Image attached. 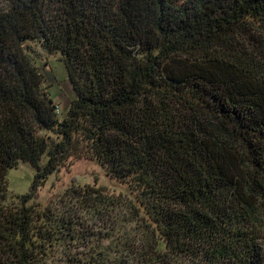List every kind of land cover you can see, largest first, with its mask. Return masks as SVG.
<instances>
[{
    "label": "trees",
    "instance_id": "obj_1",
    "mask_svg": "<svg viewBox=\"0 0 264 264\" xmlns=\"http://www.w3.org/2000/svg\"><path fill=\"white\" fill-rule=\"evenodd\" d=\"M28 42L67 68L63 119ZM83 159L129 184L141 241L36 201ZM21 160L37 173L11 202ZM0 264H264V0H0Z\"/></svg>",
    "mask_w": 264,
    "mask_h": 264
},
{
    "label": "rangeland",
    "instance_id": "obj_2",
    "mask_svg": "<svg viewBox=\"0 0 264 264\" xmlns=\"http://www.w3.org/2000/svg\"><path fill=\"white\" fill-rule=\"evenodd\" d=\"M28 44H30L29 53L45 77L43 86L53 98L59 118L63 119L76 97L67 68L59 55L47 53L36 42H28ZM43 134L53 137L46 132ZM46 160L47 157H44V162ZM36 173V167L23 160L19 162L18 167L8 171L9 201H15V196L30 193ZM87 188L98 189L107 200L113 203V206L105 210L102 215L80 209L81 205L77 202V198H81L79 195L84 194ZM78 190L77 195L70 196V193ZM36 201L42 208L52 207L57 212L65 210L68 206L75 211L78 209L77 214L82 229L99 232L104 236L103 242L106 245H114L117 240H121L128 234L138 236L135 237L137 241H141L143 237L141 225H144V221L140 220L143 212L139 207L136 194L129 184L108 175L97 160L83 159L66 164L38 189ZM137 210L139 220L130 221Z\"/></svg>",
    "mask_w": 264,
    "mask_h": 264
}]
</instances>
